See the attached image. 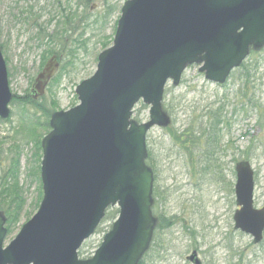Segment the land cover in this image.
<instances>
[{
	"label": "water",
	"instance_id": "95a60500",
	"mask_svg": "<svg viewBox=\"0 0 264 264\" xmlns=\"http://www.w3.org/2000/svg\"><path fill=\"white\" fill-rule=\"evenodd\" d=\"M263 47L264 0L125 1L112 46L76 87L78 105L50 117L41 141V203L5 247L0 212V264H139L157 223L146 135L171 125L162 107L166 85L177 87L194 64L206 81L223 85L251 50ZM58 68L52 56L33 81V100L44 95ZM141 99L149 119L138 124L132 115ZM12 100L0 50V120L9 117ZM234 171V230L258 244L264 208H253L254 171L248 161L237 162ZM113 207L118 217L111 230L91 258L79 259L82 244ZM188 260L201 264L195 252Z\"/></svg>",
	"mask_w": 264,
	"mask_h": 264
},
{
	"label": "rangeland",
	"instance_id": "374dc122",
	"mask_svg": "<svg viewBox=\"0 0 264 264\" xmlns=\"http://www.w3.org/2000/svg\"><path fill=\"white\" fill-rule=\"evenodd\" d=\"M125 1L90 0L85 5L78 0H0V49L14 97L29 95L41 63L50 58L46 50H53L60 66L66 65L65 71L59 84H50L37 105L46 110L52 107V114L77 105L75 89L95 73L97 56L112 45ZM68 4L77 16L72 26L75 30L57 39L60 10ZM70 48H76L73 57L66 55ZM243 66L244 73L241 69L234 71L221 87L206 81L198 65L186 68L177 87L170 83L166 86L164 102L172 106L171 125L152 128L146 146L151 155L148 165L153 164L155 170L152 214L164 217L170 226L156 231V223L149 251L142 259L144 264H190L186 258L193 251L202 264H264V232L262 241L254 245L250 235L233 229L236 162L248 158L254 170L253 208H264V47L251 51ZM24 106L11 104L10 118L0 121V175L16 158L24 198L21 219L6 236L4 247L37 211L42 157L37 142L50 132L49 127L45 130L37 125L43 124V115ZM218 107L224 110L223 121L228 124L227 130L220 126V149L214 158L221 168L205 174L200 160H196L201 156L174 145L168 130L181 132L191 120L198 123L197 117ZM148 113L149 107L139 102L132 118L146 123ZM206 120L201 119L203 124ZM32 129L36 139L30 135ZM117 217V207L107 210L93 236L80 248L81 259L91 257Z\"/></svg>",
	"mask_w": 264,
	"mask_h": 264
},
{
	"label": "trees",
	"instance_id": "16d2710c",
	"mask_svg": "<svg viewBox=\"0 0 264 264\" xmlns=\"http://www.w3.org/2000/svg\"><path fill=\"white\" fill-rule=\"evenodd\" d=\"M68 1H71V0H68ZM78 1H79V4L83 3L87 5L90 0H78ZM27 13L30 14L31 11H28ZM60 16L62 18V22H58V25H60L61 28L58 29V33L55 34L57 39H62L61 37L63 35H66L69 31L75 30L74 27L72 28V26L76 24L75 19L77 18L76 14L71 13L69 4H68V8H63L62 10H60ZM39 34L43 36V34L41 33ZM52 37L53 36L51 35L50 38ZM50 42L53 43V40ZM81 45L84 47V43ZM63 49H65L64 46H63ZM53 52H54L53 50H46V53L48 56H52V55L58 56L57 54H54ZM75 53H76V48H70V49H67L66 51V55L69 57L70 56L73 57ZM43 64H44V61L41 63V66ZM244 66L242 64L241 67L239 68L241 69V71H243V73H244V70H243ZM65 67H66L65 64L60 66V70L58 71V74L55 76V78L50 83L51 86L59 84L60 82L59 79L62 76V73L65 71ZM248 72H249V67L247 66V73ZM165 95H164V99H165ZM12 103L14 105L21 104L23 107H25L24 105H28L33 108L35 113L40 112L45 118V120L43 124H37V125L39 126L41 125L42 128H44L45 130L46 129L48 130V127H49L48 121H49L50 115L52 114V111L54 110L52 107L49 108V110L44 109L42 105L40 104L37 105V101L32 100L30 95H27L24 98L14 97V100L12 101ZM162 107H163V110L168 115H170L169 113L172 110L171 104L169 102H164ZM203 117H206L207 119L206 120L207 122L205 124H203V122L201 121ZM224 118H225L224 110H222V107H218L215 110H207L205 112V116H202L200 118L197 117L196 119L199 120L198 123H195L194 121L191 120V122L187 124V127L181 130V132L179 130H174V129L168 130L169 135L171 139L173 140L174 145H176L177 147L179 146L183 152L192 153L191 151H195L197 155L201 156L200 159L197 157L196 160L197 161L200 160L199 163L202 165L201 171L205 174L207 172L213 173L216 169L221 168L219 164L215 163L216 159L214 158L216 155H218L217 150L220 149L219 145H220V139H221V133H222L220 126L221 127L224 126L225 129L226 127H228V124H226L225 121H223ZM31 123L33 127L36 126L34 122H31ZM195 125H197V127H195ZM30 135H32V137H35L36 139L34 129L31 130ZM39 142H40V139L37 142L38 144L37 150L41 152ZM225 152H227V150L222 151V153L224 154ZM150 157L151 155L148 153L149 160H150ZM247 159L248 158H246L245 160ZM147 165H148V162H147ZM148 166L151 168L153 173H155L153 164L152 165L150 164ZM18 179H19V161L15 158L11 162L9 168L6 171L2 172L0 175V212L4 213V216L6 218L7 235H11V233L15 229L17 223L20 221L21 216H22L24 198H23V191L19 186ZM41 198H42V193H41V186H40L37 209H38ZM157 220L159 223L157 225L156 231L165 229L170 226V222L166 221L164 217L159 216ZM139 264H144L143 260H141Z\"/></svg>",
	"mask_w": 264,
	"mask_h": 264
},
{
	"label": "flooded vegetation",
	"instance_id": "af4514ba",
	"mask_svg": "<svg viewBox=\"0 0 264 264\" xmlns=\"http://www.w3.org/2000/svg\"><path fill=\"white\" fill-rule=\"evenodd\" d=\"M38 34H39V33H38ZM0 50H1V49H0ZM1 51H2V50H1ZM57 60H58V59H57ZM43 66H44V64H43ZM43 66H41L40 71L42 70ZM40 71H39V72H40ZM39 72H38V73H39ZM31 89H32V87H31ZM31 89H30L29 95L31 94ZM234 173H235V172H234ZM193 252H195V253H196V256L198 257L197 252H196V251H193ZM187 258H188V257H187ZM187 258H186V260H187ZM187 262H189L190 264H193L192 262H190V261H188V260H187Z\"/></svg>",
	"mask_w": 264,
	"mask_h": 264
}]
</instances>
